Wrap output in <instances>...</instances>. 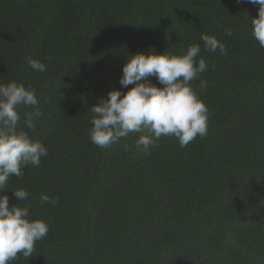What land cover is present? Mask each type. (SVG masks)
Masks as SVG:
<instances>
[{
	"label": "trees",
	"instance_id": "obj_1",
	"mask_svg": "<svg viewBox=\"0 0 264 264\" xmlns=\"http://www.w3.org/2000/svg\"><path fill=\"white\" fill-rule=\"evenodd\" d=\"M257 14L248 0H0V82L34 89L42 115L28 129L24 113L34 109L20 106L17 127L48 149L39 167L9 178L27 200L5 190L9 207L27 206L49 227L32 256L10 264H264ZM202 33L228 54L206 50ZM192 44L208 64L191 82L208 108L206 136L183 148L172 136L137 147L141 133L107 148L91 142L90 108L112 89L128 90L120 77L131 54L182 55ZM28 58L47 70L34 71ZM41 193L56 206L41 204Z\"/></svg>",
	"mask_w": 264,
	"mask_h": 264
},
{
	"label": "clouds",
	"instance_id": "obj_2",
	"mask_svg": "<svg viewBox=\"0 0 264 264\" xmlns=\"http://www.w3.org/2000/svg\"><path fill=\"white\" fill-rule=\"evenodd\" d=\"M258 6V14L251 18L252 36L264 48V0H248ZM231 34L230 32L228 33ZM206 50L227 55L225 43L214 35L201 34ZM199 44L190 45L182 55L170 52L131 54L123 65L120 85L128 90L112 89L107 99L100 100L90 110L94 114L89 129L90 140L100 148L118 143L130 133H141L137 147L154 146L162 136L175 137L185 147L208 131L209 112L191 86L208 69L204 58H199ZM28 65L45 72L46 65L38 59L28 58ZM155 76L162 86L149 82ZM132 85V87H128ZM201 88L206 81L200 80ZM20 106H32L24 113L25 127L35 128L42 115L34 89L15 80L0 82V264H10L22 255L28 259L34 253L35 243L48 235V224L42 219H30L27 206L9 207L11 176L22 177L28 166L39 167L41 158L48 155L47 147L33 140L27 131L18 129ZM147 133V134H144ZM18 201H25L30 193L24 188L11 189ZM41 204L55 207L58 200L41 193Z\"/></svg>",
	"mask_w": 264,
	"mask_h": 264
}]
</instances>
